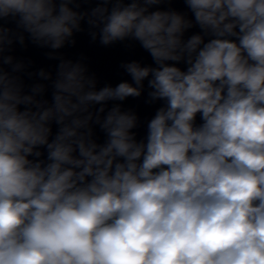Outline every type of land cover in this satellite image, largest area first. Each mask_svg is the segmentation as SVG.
Wrapping results in <instances>:
<instances>
[{
  "label": "clouds",
  "instance_id": "1",
  "mask_svg": "<svg viewBox=\"0 0 264 264\" xmlns=\"http://www.w3.org/2000/svg\"><path fill=\"white\" fill-rule=\"evenodd\" d=\"M163 2L0 0L16 26L0 23V264H264V0H184L194 22L150 11ZM84 20L93 41H138L155 66L123 63L131 82L97 89L56 54ZM24 33L59 60L55 78L27 73L51 102L6 54ZM145 80L163 104L137 140V114L108 103Z\"/></svg>",
  "mask_w": 264,
  "mask_h": 264
}]
</instances>
